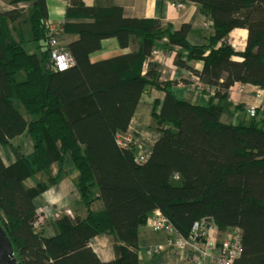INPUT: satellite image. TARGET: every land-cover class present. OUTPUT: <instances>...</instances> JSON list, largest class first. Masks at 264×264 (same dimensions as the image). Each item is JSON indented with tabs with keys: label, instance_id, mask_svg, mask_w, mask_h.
I'll use <instances>...</instances> for the list:
<instances>
[{
	"label": "trees",
	"instance_id": "obj_1",
	"mask_svg": "<svg viewBox=\"0 0 264 264\" xmlns=\"http://www.w3.org/2000/svg\"><path fill=\"white\" fill-rule=\"evenodd\" d=\"M184 1L210 21L207 43L192 41L189 23L157 28L155 19L127 18L117 5L70 0L67 17L88 21L65 24L81 39L67 47L74 64L57 72L43 67L50 57L47 0H12L16 7L0 13V145L25 132L34 143L33 152L10 165L0 152V219L24 264H139V232L157 210L184 237L208 218L221 234L240 228L243 249L236 264H264V109L257 108L248 122L222 121L233 86L264 89V0ZM22 2L32 3L31 28L34 39L45 41L42 55L26 50L21 32L22 39L14 37ZM237 28L248 31L244 50L233 45ZM110 37L122 48H135L93 61L92 53ZM160 47L201 78L208 105L171 91L192 79L164 80L146 71ZM189 61H202L203 68ZM149 86L166 96L153 105L159 137L140 163L137 141L122 147L118 135L128 132ZM68 157L79 171L77 187L87 211L58 217L56 235L48 237L44 224L34 225L45 214L36 199L58 183L60 176L51 172L55 163L67 172ZM42 172L47 180L27 184ZM96 201H103L102 208L94 209ZM102 233L117 241L114 260L103 261L91 246Z\"/></svg>",
	"mask_w": 264,
	"mask_h": 264
},
{
	"label": "crops",
	"instance_id": "obj_2",
	"mask_svg": "<svg viewBox=\"0 0 264 264\" xmlns=\"http://www.w3.org/2000/svg\"><path fill=\"white\" fill-rule=\"evenodd\" d=\"M9 1L0 0V13L4 10H10L16 7V5L12 4V2L9 3ZM84 2L89 6L96 4L102 5L103 7H110L112 5L120 6L123 9L125 17L155 19L157 28L167 27L170 23H172L175 29H180L183 24L189 23L192 26L190 38L193 42L198 44L206 43L208 34L212 30V27L208 26L209 24L206 16L200 12L199 7L184 0H84ZM180 2L186 3L187 7L185 9L179 8L178 4ZM47 3L49 8V22L57 25L60 23L58 26H60L59 29L61 33L58 38L64 43L65 47L67 48L70 43L81 39V34L76 30H63V27L65 29L66 23L74 24L80 21H88L87 19L67 17V8L70 0H47ZM240 31H245L246 34L244 40L245 45L243 48L239 49L237 46L243 45V43H240L238 40V35L243 34L240 33ZM231 37L233 45L237 50H244L246 48L248 38L247 29L237 28L231 34ZM234 38L238 39L235 40ZM166 41L167 38L164 39V42ZM159 45H165V43L159 42ZM132 48L135 47L122 48L116 37H110L103 40L102 48L93 52L91 59L93 61L107 59L117 54L130 52ZM160 50L161 56L154 62L150 63L149 66L147 65L146 71L151 72L153 76L160 75L161 79L164 80H190L189 76L191 71L187 68H180L176 64L175 54L161 47ZM178 50L179 48H174L175 52ZM187 55L188 51L184 50L183 58L186 59ZM189 63L196 69L203 68L202 61H189ZM181 83H178L171 88V91L178 99L187 100L196 104L208 105L210 101V97L208 95L203 97L202 94L199 95L198 92L193 90L188 91L187 89H182V87H180ZM255 88L257 89L258 86L241 83H238L231 88L229 93L230 98L228 100L229 103H231L229 106L227 105L225 112L222 114L223 122L229 124L246 122V119L248 118L247 116L245 118V115L251 106H255L257 108H261L263 106L262 104L264 101L261 102L258 99L256 95L258 90H255ZM165 96L166 93L164 91L149 86L141 97V101L135 111L128 129V132L135 133L136 143L140 153L152 150L158 140L159 133L152 127V110L154 102L157 100L163 101ZM11 143H15V145L17 144L16 147L13 145L15 148L14 151L10 150L9 145L4 146L8 148L10 157L9 160L6 156L7 151H2L0 148L1 155L8 165L16 162L18 156L21 154L27 155L34 151V143L28 132L16 136ZM16 150L19 151V155ZM66 163L69 167L66 168L67 172L63 177L65 179L63 181L61 180L58 185L50 188L36 199L38 211H48L47 213H50L49 217H51L50 210L54 208L57 209L59 202L61 203L63 199V191L60 190V186H62L63 183H65V202L66 205L71 208L73 205L69 204V201L75 196L77 191H79L76 185L79 178V171H76V167L72 161L67 160ZM49 202L52 204H48ZM50 227L53 229L44 233L48 237L56 235L54 227ZM220 237H222V234ZM175 242L176 237L172 236V234L167 231L155 230L148 225L143 226L139 232V264H215L213 257L210 256H202L197 259L193 243H188L182 249ZM91 246L103 261H111L118 256L115 237L109 234L104 233L96 235L91 240Z\"/></svg>",
	"mask_w": 264,
	"mask_h": 264
},
{
	"label": "built area",
	"instance_id": "obj_3",
	"mask_svg": "<svg viewBox=\"0 0 264 264\" xmlns=\"http://www.w3.org/2000/svg\"><path fill=\"white\" fill-rule=\"evenodd\" d=\"M178 7L181 9H185L187 5L184 2H180L178 4ZM58 25H60V23ZM58 25L52 22H48V27L51 30L52 34H50L49 39L50 57L45 62V67L48 71L51 72L66 71L74 64L73 55L69 52L68 48H66L65 45L60 41L58 36H54L53 34L56 26ZM160 56L161 50L155 49L153 52L152 60L158 59ZM198 89H204V82L201 81L199 83ZM261 108L264 109V106H262ZM256 113L257 108L253 107L250 111L251 116H255ZM118 140L120 145L126 148H128L135 142V138L128 133L119 134ZM149 153V151H146L139 154L137 156V161L140 163L147 161ZM44 216H39V219L34 224L36 228L41 229V225L45 220ZM148 226L155 230H165L168 233L172 234V236L176 237L175 243L178 244L182 249L188 243H193L192 240H196L197 238H199V235L204 236L205 242L203 244L207 245L208 247H216L217 241H220L218 254L216 257H214L215 264H236V261L242 254V230L240 228H234L225 231L224 233H222V237H220L219 229L214 223L202 220L198 221L194 225L188 237H184L176 231L175 227L172 225L168 217L165 216L160 210H157L155 214L150 218Z\"/></svg>",
	"mask_w": 264,
	"mask_h": 264
},
{
	"label": "rangeland",
	"instance_id": "obj_4",
	"mask_svg": "<svg viewBox=\"0 0 264 264\" xmlns=\"http://www.w3.org/2000/svg\"><path fill=\"white\" fill-rule=\"evenodd\" d=\"M9 1V0H8ZM9 3H11V0L9 1ZM19 7H22L24 10H23V16H22V20L17 24L18 25V28H17V30L16 29H13V33H14V37H15V39L16 40H20V39H22V36H21V34L19 33V32H21L23 35H24V42H23V45H24V47L26 48V50L28 51V52H31V53H38L39 55H42V52H43V47H42V44L44 45V40H37V39H34V36H33V33H32V24H31V12H32V3H29V2H22V3H20L19 4ZM200 10V9H199ZM201 12V11H200ZM202 13V12H201ZM203 14V13H202ZM207 18V17H206ZM207 20H208V18H207ZM208 26H211L212 27V25H211V23H210V21L208 20ZM59 27L60 26H56V29L54 30V32H53V34H54V36H59V34L61 33V31H60V29H59ZM212 29V28H211ZM63 30L65 31V29H64V27H63ZM63 30H62V32H63ZM19 31V32H18ZM212 31L213 30H211V32L208 34V37H209V35L212 33ZM56 32V33H55ZM49 33L50 34H52V32H51V30L49 29ZM208 37H207V39H208ZM235 40L236 39H238V38H234ZM239 40V42L240 43H243V45H241V46H237V47H239V49L240 48H243L244 47V45H245V41H242V38H239L238 39ZM50 41V40H49ZM48 41V42H49ZM61 41V40H60ZM62 42V41H61ZM63 43V42H62ZM206 43H207V41H206ZM64 44V43H63ZM43 67L46 69V67H45V65L43 64ZM46 71H48L47 69H46ZM48 72H51V71H48ZM23 75H25V72H22V74H20V76H19V78H22L23 77ZM189 78L191 79H193V81H191V83L190 84H188V85H184L183 84V82L181 83V86L180 87H182V89H187L188 91L189 90H193V91H195V92H198L199 93V95H201L202 94V96L204 97L205 96V94H204V92L202 91V90H199L198 89V85H199V83L202 81L201 80V78L200 77H195V76H192L191 74H190V76H189ZM198 84H196V83ZM255 90H258L257 91V93H256V95H257V97H258V99L262 102V101H264V89H262V88H255ZM244 91H246V90H244ZM244 95V94H243ZM242 96V95H241ZM193 97H194V95H193ZM191 98H192V95H191ZM155 103V102H154ZM263 106H264V103L262 104ZM253 107H255V106H251L249 109H248V111L246 112V115H245V118H246V116H247V118L248 119H246V122H248V121H250L251 119H250V117H251V114H250V111H251V109L253 108ZM257 108V107H256ZM128 134H130L132 137H134V138H136V135H135V133H130V132H127ZM29 134V133H28ZM33 141V140H32ZM13 145H14V147H16V145H15V143H11L10 145H9V148H10V150H12V151H14L15 150V148L13 147ZM2 146V145H1ZM0 146V148H1V150L2 151H7V158H8V160L10 159V157H9V152H8V148H6V147H4V146H2L1 147ZM17 151V153H18V155L20 154L19 153V151L18 150H16ZM5 154V153H4ZM68 160H70V161H72V159L70 158V157H68L67 158ZM73 163V162H72ZM56 166V167H55ZM55 166L53 167V169H52V173L56 176V175H58V176H60V179H59V181H58V183H56L54 186H56V185H58L60 182H61V180L63 181L65 178H63L64 176H65V173L64 174H62L61 173V170H60V168H59V166H58V164H56L55 163ZM69 167V165L68 164H65V168H68ZM76 171H78V169L76 168ZM48 173L47 172H42V173H40V174H38L37 176H35V177H32V178H30L28 181H27V184H29V185H32V184H35L36 183V181H41V180H47L48 179ZM64 185H65V183H63V185L62 186H60V190L61 191H63L62 192V195H63V199H62V201H61V203L59 202V206L58 205H56V206H58V208L57 209H55L54 207H52V208H54V209H52V210H50V212H51V217H49V214L50 213H47V212H45L44 211V222L42 223V225L44 224V233L45 232H47V231H49L50 229H53V228H51L50 226H53L54 227V229H55V232L57 231V229L58 228H56L57 226H56V219L58 218V217H60V216H63L64 214L66 215V214H75V213H80V214H83V215H85L86 214V211H87V206H86V204H85V202H84V200H83V198L81 197V194H80V192L79 191H77V193L75 194V196L74 197H72L71 198V200L69 201V204H72L73 205V207L71 208L70 206H68V205H66V202H65V189H64ZM77 185V184H76ZM53 186V187H54ZM78 188V187H77ZM48 204H52L51 202H49ZM65 206H67V207H65ZM102 206H103V201L101 202V203H99L98 201H96V203H95V206H94V209L95 210H97V209H100V208H102ZM68 207H70V208H68ZM55 210V211H54ZM50 227V228H49ZM102 234H104V233H102ZM107 234V233H106ZM110 235V234H109ZM112 236V235H111ZM115 241H116V239H115ZM192 242H193V245H194V247H195V252H196V255H197V259L199 258V257H202V256H210V257H213V259H214V257H216L217 256V254H218V250H219V248H220V241H217V244H216V247H208L207 245H204L203 243L205 242V238H204V236L203 235H199V238H197L196 240H192ZM116 248H117V241H116ZM214 262H215V259H214Z\"/></svg>",
	"mask_w": 264,
	"mask_h": 264
},
{
	"label": "water",
	"instance_id": "obj_5",
	"mask_svg": "<svg viewBox=\"0 0 264 264\" xmlns=\"http://www.w3.org/2000/svg\"><path fill=\"white\" fill-rule=\"evenodd\" d=\"M213 222L212 218L206 219ZM0 264H24L17 256L16 248L0 219Z\"/></svg>",
	"mask_w": 264,
	"mask_h": 264
},
{
	"label": "bare ground",
	"instance_id": "obj_6",
	"mask_svg": "<svg viewBox=\"0 0 264 264\" xmlns=\"http://www.w3.org/2000/svg\"><path fill=\"white\" fill-rule=\"evenodd\" d=\"M240 33H243V34H239L238 35V38H242L243 39V41L245 40V34H246V32L245 31H240ZM253 117H256V115L255 116H251L250 117V119H252ZM135 141H136V138H135ZM144 152H146V151H144ZM144 152H142V153H144ZM150 152V151H149ZM141 154V153H140ZM139 155V154H138Z\"/></svg>",
	"mask_w": 264,
	"mask_h": 264
},
{
	"label": "clouds",
	"instance_id": "obj_7",
	"mask_svg": "<svg viewBox=\"0 0 264 264\" xmlns=\"http://www.w3.org/2000/svg\"><path fill=\"white\" fill-rule=\"evenodd\" d=\"M49 22V21H48ZM71 215H73V214H71ZM206 220V219H205ZM207 221V220H206ZM209 222V221H208ZM211 223H213V222H211ZM220 235H221V233H220Z\"/></svg>",
	"mask_w": 264,
	"mask_h": 264
}]
</instances>
